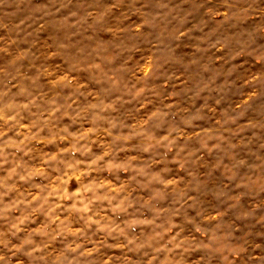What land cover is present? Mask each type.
Here are the masks:
<instances>
[{
	"label": "rangeland",
	"instance_id": "rangeland-1",
	"mask_svg": "<svg viewBox=\"0 0 264 264\" xmlns=\"http://www.w3.org/2000/svg\"><path fill=\"white\" fill-rule=\"evenodd\" d=\"M0 264H264V0H0Z\"/></svg>",
	"mask_w": 264,
	"mask_h": 264
}]
</instances>
